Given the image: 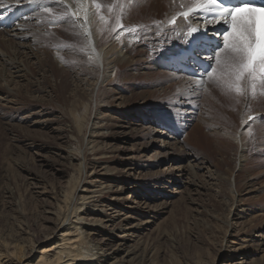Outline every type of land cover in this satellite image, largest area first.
Listing matches in <instances>:
<instances>
[{
  "label": "rangeland",
  "instance_id": "obj_1",
  "mask_svg": "<svg viewBox=\"0 0 264 264\" xmlns=\"http://www.w3.org/2000/svg\"><path fill=\"white\" fill-rule=\"evenodd\" d=\"M141 1L144 0H125L126 9L120 16V24L125 30L116 26L110 33H120L117 45L126 46L128 55L138 62L134 63L136 69L134 64L127 69L119 66L121 69L113 86L99 87L89 96L78 80L87 78L88 71L97 76L86 63V46L75 33L74 26L65 31L67 27L64 26L72 24L69 14L64 20L56 19L67 9L61 4L42 0V4L31 11L35 19L27 28L30 27L28 32L33 41L36 40L32 41L31 47L35 48L38 61L36 65L28 66V78L39 83L44 92L26 91L21 79H9L4 70L0 76V88L9 92L0 96V264H26L25 256L29 255L32 257L30 264H34L41 250L57 241L54 233L61 234L56 225L59 221L50 213L57 211V198L70 191L79 179L78 162L71 160L69 154L81 157L78 153L85 150L89 142L86 131L75 130L74 122L81 121L82 124L84 116L97 119L102 114L105 116H102L103 122L109 119L113 126L125 122V126L129 125L133 131L125 140L115 134L122 130L110 129L107 138L95 142L97 144L93 146L98 145L100 150L94 155L84 153L86 174H98L93 176L97 177L96 187L109 183L110 177L123 176L128 180L120 185L124 188L120 199L133 203L119 201V205H124L122 209L130 218L126 228L139 226L136 237L128 242L136 247L138 257L127 260L123 253L108 257L107 254L116 248V239L107 231H90V221L100 217L83 214V225H79L82 230H79H84L83 235L90 239L91 246L86 245L88 250H85L92 255L89 262L84 260V263L264 264V117L250 123L248 129H252L242 139L241 146L220 137L224 132L229 136L236 135L243 113L233 125L228 122V117L218 109V104L226 108L220 97H229L221 88L215 90L212 103L204 99L205 95L208 98L205 90H210V84L217 86L214 81L219 73L206 78L195 91L185 88L184 81L172 77L168 71L172 69L167 58L177 49L175 40L178 44L182 42V38L176 36L175 26L189 1L174 2L169 7L170 10L173 8L172 14L161 11L158 16L154 12L144 16L141 8L145 3ZM44 7H50L52 12H45ZM129 8L133 10L129 11ZM174 16L176 22L169 23ZM133 28L135 32L130 31ZM4 29L1 28L0 33ZM1 43L2 40L0 50L8 52L10 47ZM249 97H253L251 93ZM120 98L119 104L117 99ZM233 107L231 110L235 111L237 107ZM245 109L246 114L256 110L252 105ZM50 118L55 122L39 124V120ZM67 129L71 132H66ZM68 136L74 140L69 141ZM237 146L242 147L243 152ZM108 147L112 149L109 158L99 159L95 165L93 157L104 154ZM193 160H203L210 165L209 170L191 174L197 181L190 176L188 180L186 176L177 186L160 182L164 173L163 181L170 183L167 175L171 170L185 166L187 171L190 168L186 167ZM103 173L107 177L101 176ZM210 175L213 180L208 178ZM189 183L199 187L204 185L208 190L198 193ZM246 188L254 191L247 200L243 193ZM238 205L240 208L236 207ZM125 207L140 210L132 212ZM143 222L148 224L141 225ZM5 243H12L13 248H8ZM17 248L21 253L10 257V251Z\"/></svg>",
  "mask_w": 264,
  "mask_h": 264
},
{
  "label": "bare ground",
  "instance_id": "obj_2",
  "mask_svg": "<svg viewBox=\"0 0 264 264\" xmlns=\"http://www.w3.org/2000/svg\"><path fill=\"white\" fill-rule=\"evenodd\" d=\"M49 1L61 4L63 7H65L67 9V11L69 12L68 14L71 17V20H72L71 23L72 24L70 25L67 22L68 24L66 23L67 25L64 26V27H67V28H65V31L68 32L69 27L74 26L75 28H73V29L75 30V33H77L81 36V39L86 46V49H87V52H86L87 61H86V63L88 64L89 67H91V69L95 70L94 72H96V75H97L95 77L93 72L88 71L89 75L87 76V78H78V80L81 81V87L84 90V92L86 93V95L87 96H89L90 94L94 95L95 89H97L99 87L106 86V87L111 88L113 86V84H112L113 81L116 79L117 74L120 72L119 70L121 68L127 69L132 64L136 63L135 62L136 60L134 59L135 60L134 61L133 57L128 55V53H127L128 50L125 49L126 46H125V48L122 47L121 46L122 43L120 45H117L118 39L116 37L120 33H117L116 35H114V33L112 35L110 34L112 30L116 29L117 20H119V23H120V20L122 18V17L120 18V16H121L122 12L126 9L125 0H101V1L98 0V1H96L97 3H99L101 5V7L99 9V14H97V9H96L94 3L92 2V0H85V3L82 6L77 3V0H64V3H60L59 0H49ZM148 1H146V0L141 1L142 3H145L144 5H142V8H141V13L145 14L144 16L148 15V13H150V12H154L158 16L159 14H161L160 13L161 11H164V13L170 15V14H172L171 10L173 9V8H171V10L169 9L170 4L174 5V2L177 3V2H180L181 0H169L168 5L166 3L167 0H148ZM188 1L190 4L185 9L186 11H188L189 8H195L196 7L195 0H188ZM41 2H42V0H39L38 3H31L30 4V3H28V0H20V3L17 4L16 0H0V20L4 19V18H6L8 20H11V19L13 20L12 26L7 30H5V29L2 30L0 33V35H1L0 40H2L1 45L5 44L7 47H10V49H8V52H2L0 50V64H1V68H2L0 70V76H2L1 72H2V70H4V73L7 75V77L9 79H12V77L19 79V80L21 79L25 84L24 89L26 91H30V90L34 89V90H40L41 92H44L41 90L42 88L40 87L39 83L36 84L35 81L32 82L28 78L29 77L28 76V74H29L28 66L30 64L36 65L37 61H38V57L36 56V53L34 50L35 48L31 47L33 38L30 36L31 34H29V32H28L30 27L27 28V25H29L32 22V19H35V18H32L33 13L31 11L34 10L35 7H37L38 5L42 4ZM128 2H129V0H128ZM138 5H140V4H138ZM132 7L134 8V6H132ZM58 9H60V7ZM77 9H80L79 15L73 16L72 13L76 12ZM84 9L90 10V22L87 25V30L91 34L90 35V41H91L90 43H89V37H86L84 34L85 30H86L85 27H81V25L84 23ZM109 9H111V11ZM132 10L130 9L129 11H132ZM53 15H54V13H53ZM101 16L104 18L103 20L100 19ZM260 16L262 19L261 14H260ZM69 21H70V19H69ZM214 23H215V21L210 22V24H214ZM37 26L38 25H36L35 27L37 28ZM158 26H160V25H158ZM204 27H205V23L200 21L198 19L197 15L190 13L188 18H185L184 16H182V18L180 20H178L177 26H175V28H176L175 33H178V35H176V36L177 37L180 36L182 38V42L178 44V41L175 40V43H176L175 45L177 46V49L175 50L176 52H175V54H173L167 58L168 60H170V66H171L172 70L184 71V72H176V71L173 72L172 70H168L170 75L172 77L181 78V80L184 81L183 84L185 85V88L192 89L195 91L200 89V86L204 84V82L206 81V78H208V77L205 76L203 81H201L199 79H194L191 76H187L188 74L185 73L187 70H190L192 72H198L201 70L199 68V66L197 65V62L193 63V61L189 59L191 53L189 51H186V49L188 48V45L186 42L189 39L187 33L191 29H196V28L203 29ZM222 29H223L222 24H220V25H217V27L215 28V31L221 32ZM124 30H125V28H124ZM124 30L122 29V31H124ZM116 32H118V31H116ZM32 34H33V36L35 35L34 33H32ZM39 34H40V32H39ZM37 36H39V35H37ZM208 36L210 38V44L212 46H215V44L219 43V41L216 38H214V32L213 31H210L208 33ZM103 37H105V39ZM122 40H124V39L122 38ZM34 41H36V40H34ZM34 41H33V43H34ZM125 41H127V40H125ZM125 44H126V42H125ZM38 45H39V42H38L37 46ZM128 46H129V44H128ZM42 49H44V48H42ZM207 51H212V47H209L207 49ZM44 53H45V51H44ZM138 58L141 60L140 56ZM26 61H27V63H26ZM33 61H35V63H33ZM201 62L208 64L207 61H201ZM144 63H145V61H144ZM141 64H142V61H141ZM119 66H121V68ZM139 66H140V64H139ZM148 66H146V67H148ZM133 68L136 69L135 64H134ZM40 71H42V69ZM86 72L83 73L82 75H85ZM97 72H99L100 74L99 73L97 74ZM123 73L124 72H122L121 74H123ZM148 74H150V73H148ZM99 75H100V77H99ZM144 79H146V78H144ZM0 80H2V79L0 78ZM209 88H210V90H205L208 94L207 95L208 98H206V95L204 94L205 95L204 99H206V101H209L210 103H212L214 100V97H216L215 90H219L220 87L210 84ZM161 89H163V88H161ZM6 92H8V91L0 88V96H3L2 93H6ZM258 92H259V90H258ZM109 93H111V92H109ZM6 95H8V94H6ZM108 96L107 97L105 96L106 99L108 98ZM220 98H222L225 101L224 105H226V108H225V106L221 107V104H218V102H217L218 109L221 112H223V115L226 116V118L228 117V122L230 124L233 125L236 118H238V117L240 118L239 114L243 113V115L240 118L241 123H240V121H238L240 124L239 125L240 128H239L238 132L236 133V135L234 133L232 134L235 136H229L224 131H223L224 133L222 132L223 134H220V135L218 134V135L222 138H228L230 141L236 143V145L241 146V145H243V144H240V143H242V139L246 138V136L248 135V130H249L248 127L250 126V123L261 121L260 116L264 117V110L261 109V107H264V96L257 94L255 97H252V98H250L248 96L247 100H245L243 97H237L235 95V93H231V94H229V97H224V95H222ZM117 100H120L118 102L120 104L121 98L117 99ZM112 101H113V99H112ZM215 101H216V98H215ZM250 105H252V108H254L256 110H254L253 112L248 113V114H246L247 112L244 113V110L247 111L245 108L247 106H250ZM233 106L237 107L236 110L234 109L237 113L235 111L231 110L232 108H234ZM122 108H123V106H122ZM188 113L189 112H185V114H188ZM244 114H246V115H244ZM102 116H103V114L101 115V117H98L97 119L95 117H91V116H89V117L84 116L82 119V121L84 123L81 124L80 123L81 121H75L74 122L75 123L74 124L75 130L77 129L80 132V131H82V129H84L86 131L85 134H88V139H89V140H86L89 142L86 143L87 145L85 144L86 145L85 150L78 153V154H81V157H79L80 155H74L72 153L69 154V158L71 160H75L78 162L77 166H79V169H80L79 179L76 183H74V186L70 191L63 192L61 194V196H59L60 198L59 199L57 198V205H56L57 211H55V213L51 212L50 214L53 215L59 221V223L56 225H57L58 232H60L61 234L55 235V233H54V236H55L54 239H57V241L52 246H50V247L48 246V248H44V250H41L40 257L34 264H88L86 262H89L88 260H90L89 258L92 255L90 256V252L89 253L86 252V250H88V248H86V245L91 246V243L89 241L90 239H88L86 237V235L85 236L83 235L84 230L81 232L82 229H81V227H79L80 224L83 225V218L81 217V215H83V214H89L93 217H95V216L100 217V219H92L90 221V224L88 222L89 226L92 228L90 231L96 232L99 230V231L104 232V233H106V231H107L109 233V236H113V239L114 238L116 239L115 240L116 248L112 249V252L107 254L108 257H112V255L115 253H123L124 257L127 260H132L135 258L137 259V257H138V255H136L137 252H135V249H134L136 247L129 245L128 242L131 241L130 238L136 237V233L139 230V229H137V227H139V226L135 227L136 229L132 228L131 226H130V228H126L127 225L130 223V222L128 223V219H130V218L125 215L126 212H124V209H122V208H124V205L123 204L119 205V201H123L125 204L133 203V201H130L128 203L127 199H120V196L122 195V191L124 190V188L121 187L120 185L125 184L128 180L126 179V177H123V176L110 177V181H108L109 183H106L104 185L99 184V186L96 187L95 184H97V182L95 181V179L97 177L94 178L93 176H96L97 173L92 172L90 175L86 174V162H85V158H84L85 157L84 153H87L89 155H94L97 151H99L100 149H99L98 145H97V147L93 146V145L97 144L95 142H97L99 139L102 141V139L107 138V136H109V134H110L109 133L110 129L113 130V129L117 128V129L122 130L121 132L115 133V134L118 136V138L125 139V140L127 138H129V137H127V135L133 131V129L131 127H129V125L125 126V125H127V123H125V122L120 121L121 124H116V126H113L112 122L111 123L109 122V121H111L109 119H108L109 121L105 120V122H103V119H104L103 117H105V116H103V117ZM107 116H109V115H106V117ZM250 116L255 117V119L250 121L249 120ZM109 118H111V117H109ZM79 119H80V117H79ZM53 122H55L54 118L45 119L42 121L39 120V124H41V125H50ZM117 123H118V121H117ZM137 126H139V125H137ZM251 129L252 128H250V130ZM235 131H237V130H234V132ZM66 132H71V131L67 129ZM256 133H257V131H256ZM84 136L86 137V135H84ZM252 137H253V135H252ZM67 138L69 141L74 140L70 136H68ZM82 139H83L82 141H84L85 138H82ZM172 139L170 138V140H172ZM260 142H262V140ZM92 143H95V144H92ZM164 144H166V143H164ZM168 144H169V142H167L166 145H168ZM263 145H264V142H263ZM239 146H237L238 149H241L240 151L243 152L242 147L239 148ZM173 147H174V145H173ZM161 148H164V146L163 147L161 146ZM259 148L261 149V147H259ZM173 149H172V151H173ZM175 149H176V146H175ZM106 151L107 152H105L104 154H101V155L99 154L98 157H93L95 165H97V162H98L97 160L109 158V152L112 151L111 147H108ZM193 162H197V163L194 164ZM193 162H192L193 164L191 163L189 165V167H186V168H190L187 171L185 170V166L184 167L179 166V167L173 168L169 175L166 174L169 177L168 179H170V183H166L163 181V178L165 176L163 173L162 174L163 176H162V179L160 180V182L162 181L163 183H165V185L166 184H169V185L172 184V186H177L176 184L180 183V181L182 179H185L186 176H188V180L190 178H194V180H196L197 178H195V176H192V175H195L196 173H198L197 170H202V169L209 170L210 165L208 166V162H204L203 160L202 161L201 160H193ZM106 168H102V169L106 170V172L107 173L109 172L108 174H110V171H108ZM112 175H110V176H112ZM196 175H198V174H196ZM99 176H100V174H99ZM101 176L107 177V175H105L104 173ZM113 176H115V174ZM189 176H190V178H189ZM208 178L213 180L211 175ZM211 180H209V181H211ZM197 183H199V182H197ZM180 184H182V183H180ZM189 185H191L196 191L198 190V193L200 192V190L201 191L202 190L203 191L208 190V188L204 185H202L200 187L197 185H193V183H189ZM243 191H244L243 193H245V196L247 197L246 200L249 199L254 192L250 188H246ZM131 198H130V200H131ZM241 202L239 201L238 203H241ZM239 205L236 207L240 208V206H242V205H240V206ZM69 207H71L70 212H68ZM125 208L130 209L132 212L140 210L137 207H125ZM72 218H74V220H72ZM145 224H148V223L143 222L141 225H145ZM79 229H81V230H79ZM108 239H110V238H108ZM44 244H46V243H44ZM6 245H7V247L9 246L8 248H13L12 243H9V244L5 243V246ZM2 246L4 247V244H2ZM20 253H21V250L19 248H17V249H12L8 255L10 257H13V256H17V254H20ZM25 258L27 259L26 264H30L29 259H31L32 257H30V255H29V256H25ZM84 260H86L85 263H84Z\"/></svg>",
  "mask_w": 264,
  "mask_h": 264
},
{
  "label": "snow or ice",
  "instance_id": "obj_3",
  "mask_svg": "<svg viewBox=\"0 0 264 264\" xmlns=\"http://www.w3.org/2000/svg\"><path fill=\"white\" fill-rule=\"evenodd\" d=\"M17 4L20 0H16ZM39 0H28V3H38ZM64 3V0H59ZM97 14L101 5L92 0ZM81 6L85 0H77ZM196 7L189 8L183 12L185 18L189 14H195L198 19L205 23L203 29H191L187 35L188 48L186 51L191 53L189 59L193 63L197 61H207L208 68L201 69L198 72L190 73L194 79L203 81L204 77H213L214 73H219L215 78V83L226 94L235 93L237 97H243L247 100L249 94L255 97L257 94L264 96V20L260 13H264V4H255L252 0H240L238 4L229 5L224 0H195ZM111 11V9H109ZM45 12H52L50 7H44ZM80 9L72 13L78 16ZM203 13V16H200ZM68 17V12H64L57 20H64ZM101 20L104 18L101 16ZM177 17H172L170 23H175ZM215 21L214 24H210ZM90 22V10L84 9L85 36L89 37L90 32L87 25ZM223 24L224 30L216 32L217 25ZM117 26H124L117 20ZM135 32L136 29H130ZM214 32V38L219 43L215 46L210 44L208 33ZM119 39V35L116 37ZM212 47V51H207ZM259 90V92H258ZM255 117H249L254 120Z\"/></svg>",
  "mask_w": 264,
  "mask_h": 264
}]
</instances>
